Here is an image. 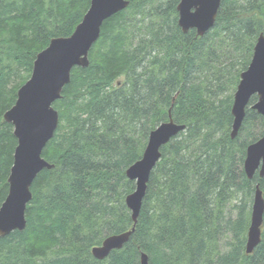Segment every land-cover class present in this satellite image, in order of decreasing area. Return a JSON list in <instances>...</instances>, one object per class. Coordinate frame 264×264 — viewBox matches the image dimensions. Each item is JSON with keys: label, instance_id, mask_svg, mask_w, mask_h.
<instances>
[{"label": "trees", "instance_id": "trees-1", "mask_svg": "<svg viewBox=\"0 0 264 264\" xmlns=\"http://www.w3.org/2000/svg\"><path fill=\"white\" fill-rule=\"evenodd\" d=\"M92 0H0V207L17 139L4 115L52 39L70 37ZM104 21L88 67L73 69L54 104L60 123L31 188L27 226L0 238V264H264L246 254L256 185L244 171L264 119L251 109L231 138L234 92L264 35V0H223L205 36L184 33L180 0H127ZM224 96V97H223ZM185 125L162 147L130 241L103 261L92 249L133 227L126 198L138 162L161 124Z\"/></svg>", "mask_w": 264, "mask_h": 264}, {"label": "water", "instance_id": "water-1", "mask_svg": "<svg viewBox=\"0 0 264 264\" xmlns=\"http://www.w3.org/2000/svg\"><path fill=\"white\" fill-rule=\"evenodd\" d=\"M223 0H180L178 24L184 33L195 30L198 37L214 28ZM127 0H92L88 12L70 37L51 40L49 46L37 55L30 79L19 89L15 105L5 113L4 121L11 124L17 147L8 178L9 192L0 207V238L14 231L26 229L27 206L32 201L31 188L40 172L51 170L54 165L43 158L46 145L54 138L60 123L54 104L71 81L74 68L90 64L89 53L101 35L105 20L124 11ZM256 97L251 109L264 119V35L254 46L251 63L241 74L234 94L231 138H237L246 116V109ZM185 130L176 124L169 112V121L151 132L142 158L126 171L127 178L135 182V190L127 196L126 206L131 212V230L111 235L92 249L93 257L103 261L116 250H121L135 232L143 200L146 196L151 173L161 159V149ZM244 171L252 180L257 173L264 178V134L247 148ZM264 226V195L256 185L247 233L246 254L251 255L261 242ZM140 264H150L142 254Z\"/></svg>", "mask_w": 264, "mask_h": 264}, {"label": "rangeland", "instance_id": "rangeland-1", "mask_svg": "<svg viewBox=\"0 0 264 264\" xmlns=\"http://www.w3.org/2000/svg\"><path fill=\"white\" fill-rule=\"evenodd\" d=\"M235 93V92H234ZM224 97V96H223ZM252 135H259L258 133H264V130L262 131L261 128H260V125H255L252 130H250ZM182 132H185V131H182ZM181 132V133H182ZM236 139V138H235ZM252 205L253 203H251V208H252ZM251 212V211H250Z\"/></svg>", "mask_w": 264, "mask_h": 264}]
</instances>
